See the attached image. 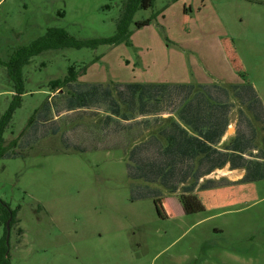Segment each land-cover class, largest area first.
<instances>
[{"label":"rangeland","instance_id":"obj_1","mask_svg":"<svg viewBox=\"0 0 264 264\" xmlns=\"http://www.w3.org/2000/svg\"><path fill=\"white\" fill-rule=\"evenodd\" d=\"M128 3L0 0V125L7 148L15 143L0 159V200L16 213L10 264H264V165L251 173L264 156V125L231 89L252 102V87L264 111V0H154L150 8L136 0L128 39L118 45L50 50L26 64L12 58L49 29L77 42L113 38ZM71 69L77 82L54 92L50 82ZM85 84L112 95L78 107ZM131 84L183 87L161 109L148 102L149 125L125 110ZM204 90L228 108L230 131L216 148L222 151L237 130L248 134L249 182L236 184L243 172L229 166L194 186L193 176L179 185L177 165L174 193L130 178L133 148L157 161L155 147L144 142L151 135L161 140L175 110ZM114 99L126 120L114 117Z\"/></svg>","mask_w":264,"mask_h":264},{"label":"trees","instance_id":"obj_2","mask_svg":"<svg viewBox=\"0 0 264 264\" xmlns=\"http://www.w3.org/2000/svg\"><path fill=\"white\" fill-rule=\"evenodd\" d=\"M153 2L154 0H142L141 7L150 8L152 7ZM135 3L136 0H129L125 9L124 17L118 25V34L113 38L77 42L70 38L63 30L49 29L44 37L34 41L30 46L23 47L21 51L16 52V54H19L12 58H14V61L20 60L22 61V64H26L29 58L50 50H57L65 47H89L94 49L100 44L118 45L122 43L124 39H128L129 33L125 28L126 24L139 7V5ZM151 20L152 19H148L138 22L136 23V27H145L150 24ZM20 55L22 58L17 59ZM75 82H77V77L72 73L71 69L69 75L63 79L52 80L50 82V87L56 92L62 87ZM182 87L183 86H179L175 88L176 90H172L171 86L166 85L155 86L131 84L125 89L127 95L130 97V102L129 104L126 103L125 110H134L137 115L143 118L141 120L143 121L144 119H147V116H149L150 113H152L150 111L151 107L148 106V102H150L151 99H154L156 104L160 107L159 109H161L163 108V105L166 104L165 99L172 101L173 96L179 94ZM237 88V86L231 88L233 89L234 95L244 102L245 111L248 110L250 114H253L255 121L263 126L264 119L262 116L264 111L261 105L257 103V97H254L255 94L253 88L248 87L252 99L254 98V101L252 102L251 100H246L240 93H235L237 92ZM84 89H87V91L78 94H81L82 101L75 102L76 105L81 108L86 107L87 101L89 103H92V101H101L102 98L109 97L110 94L112 95L109 89L100 88V86H92L89 89V86L85 84ZM192 90L193 87L191 86L186 94L187 97L190 96ZM215 90L219 93L222 89L218 87L215 88ZM206 91H209V89ZM206 91L203 95H199V97L194 96L192 101H188L185 106L183 105L180 109L175 110L176 118L170 120L167 125L164 124V129L160 130V133H158L162 136L161 140L158 136L151 135L148 140L144 142L147 146L151 145L152 147H155L159 156L157 161H148L146 159L143 160L141 157H137L138 155H141L139 154L140 146L133 148L130 159L134 162L135 170L132 167L128 168L130 178L143 181L147 184L146 187H148V184L150 183L158 184L168 192L174 193L177 188L171 182L174 179L175 167L177 168V165L182 166L179 185H183L188 177L193 176V179L196 182L194 186H196L201 178L213 173L215 170H221L229 164L231 170L241 168L245 170V175L241 180L236 182V184L249 182L248 177L251 174L249 175L248 172L250 169L244 168L243 164L248 160L245 157L247 156L245 155L246 149H244V143H247L246 137H248V134L242 130H237L232 140L223 146L222 151H219L216 148L223 143L222 139L226 134L229 125V119L226 113L228 108L224 103L221 104L214 101L212 96L213 100H211L209 98L210 95L207 94ZM75 92L78 93L79 90ZM213 95H215L214 92ZM208 99L210 100L209 103L207 102ZM246 101L247 104L245 105ZM111 107L114 108V117L120 115L121 120H126V116L123 114L124 111L120 108L121 106L116 103V100L112 101V104H110V108ZM13 108L14 107H11L7 114L2 118L3 122H7L11 118V114L14 110ZM241 113L242 116H244V111ZM143 122L150 125L148 120ZM2 125L3 123L0 125V159L9 157L10 154L8 153V149L15 146L14 143L7 148L6 140L3 138L4 130H2ZM247 125V128L252 129V126L249 123H247ZM252 132H254V129H252ZM247 157L254 158L253 155ZM263 158L264 156H260L255 160V163L251 165V167H253L251 173L258 174L260 165H264ZM200 165L202 166L201 168H203L200 170L203 174L198 176L196 173H198ZM133 170L135 172H133ZM207 184H209V186ZM207 184L202 185L201 189L213 186L212 182ZM0 209L3 210V215L0 217V226L3 227L2 235H0V264H10L9 244H6V222L11 217V230L16 223V213L11 211L1 200Z\"/></svg>","mask_w":264,"mask_h":264},{"label":"water","instance_id":"obj_3","mask_svg":"<svg viewBox=\"0 0 264 264\" xmlns=\"http://www.w3.org/2000/svg\"><path fill=\"white\" fill-rule=\"evenodd\" d=\"M230 131V130H229ZM10 221H11V217L8 219V221L6 222V231H7V236H6V244H9V237H10Z\"/></svg>","mask_w":264,"mask_h":264},{"label":"crops","instance_id":"obj_4","mask_svg":"<svg viewBox=\"0 0 264 264\" xmlns=\"http://www.w3.org/2000/svg\"><path fill=\"white\" fill-rule=\"evenodd\" d=\"M229 127H230V121H229L228 128H227V130H226V133L230 130ZM235 134H236V133H235ZM235 134H234V136H235ZM234 136H233V137H234ZM224 137H225V135H224ZM224 137H223V139H222V142H223V140H225ZM226 166H229V168H230V165H229V164L226 165ZM226 166H225V167H226ZM225 167H224V168H225ZM232 171H241V172H243V176L245 175V170L242 169V168H241V169H235V170H232ZM243 176H242V178H243ZM242 178H241V179H242Z\"/></svg>","mask_w":264,"mask_h":264}]
</instances>
